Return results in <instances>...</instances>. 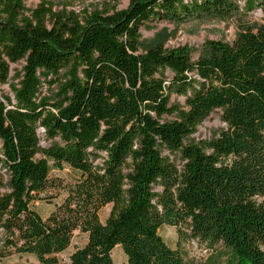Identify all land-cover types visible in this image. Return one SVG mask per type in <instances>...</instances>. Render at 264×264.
Here are the masks:
<instances>
[{
	"label": "trees",
	"instance_id": "16d2710c",
	"mask_svg": "<svg viewBox=\"0 0 264 264\" xmlns=\"http://www.w3.org/2000/svg\"><path fill=\"white\" fill-rule=\"evenodd\" d=\"M50 1L28 10L0 0V85L23 62L12 100L0 102V263L113 264L120 247L126 264H189L159 235L167 226L179 244L211 252L195 264H219L223 252L228 264H264V29L207 42L196 58L187 47L140 52L144 24L238 8L131 0L75 13ZM243 1L264 12V0ZM216 110L224 127L194 142ZM63 165L77 174L73 184L49 177ZM50 189L66 196L43 218L33 206ZM76 231L85 244L60 260Z\"/></svg>",
	"mask_w": 264,
	"mask_h": 264
},
{
	"label": "rangeland",
	"instance_id": "374dc122",
	"mask_svg": "<svg viewBox=\"0 0 264 264\" xmlns=\"http://www.w3.org/2000/svg\"><path fill=\"white\" fill-rule=\"evenodd\" d=\"M131 0H79L70 5L63 2L52 0L55 12L74 11L79 13L82 10H91L92 8L109 9L115 7L117 10L126 9ZM238 8L229 16H210L198 19L187 20L181 24L167 23L164 21L151 22L139 27L138 32L141 36L139 43V51L159 45L164 49H173L178 47H187L195 50L193 57L196 58L198 53L202 52L207 42L232 43L239 35L245 32L255 33L259 29H264V12L260 8L247 11L244 7L243 0H231ZM24 6L28 10L36 8L40 0H22ZM23 62L10 65L9 78L7 84L0 85V102L8 104L12 100L11 86L18 82L17 76L21 75ZM51 90H55L52 86ZM48 86H44L42 93H48ZM55 91L52 93L54 94ZM183 98L171 96V103L183 104ZM224 127L221 121V112L213 111L205 120L197 127L196 132L190 137L194 142L209 140L213 135ZM51 179L59 180L63 185L73 184L77 178L67 166L63 165L61 169H51L49 173ZM66 194L64 191L50 189L46 194L41 196V200L37 201L33 208L41 216L46 217L54 208L59 205ZM110 205L103 207L98 218L101 223L107 218ZM159 235L163 241L173 250L178 251L183 259L189 264H195L206 260L211 252L196 241H188L182 244L178 243L176 230L171 227L164 226L159 230ZM86 242V236L78 231L73 233L71 244L68 249L60 254V260H67L68 256L77 248L82 247ZM228 255L224 252L218 257L219 264H228ZM113 264H126V258L120 249L115 247L111 252ZM0 264H36L32 257L13 256Z\"/></svg>",
	"mask_w": 264,
	"mask_h": 264
},
{
	"label": "built area",
	"instance_id": "2783aa9c",
	"mask_svg": "<svg viewBox=\"0 0 264 264\" xmlns=\"http://www.w3.org/2000/svg\"><path fill=\"white\" fill-rule=\"evenodd\" d=\"M44 133V131L42 129L38 130V134L41 136Z\"/></svg>",
	"mask_w": 264,
	"mask_h": 264
}]
</instances>
